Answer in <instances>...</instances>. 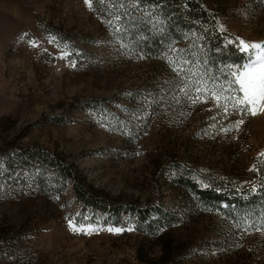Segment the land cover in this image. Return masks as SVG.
<instances>
[{
	"label": "rangeland",
	"instance_id": "374dc122",
	"mask_svg": "<svg viewBox=\"0 0 264 264\" xmlns=\"http://www.w3.org/2000/svg\"><path fill=\"white\" fill-rule=\"evenodd\" d=\"M207 1L224 11L217 18L232 39L264 45L261 0ZM110 15H98L92 0H0V264H155L163 236L185 247L173 264H264V234L234 232L218 212L195 210L152 238L122 209L159 203L182 214L183 189L162 170L173 156L194 172L231 168L246 182L264 152V114L173 103L169 78L121 51ZM161 98L165 106L150 108ZM30 148L72 165L117 217L76 201L68 179L26 160ZM68 220L97 231L75 234Z\"/></svg>",
	"mask_w": 264,
	"mask_h": 264
},
{
	"label": "trees",
	"instance_id": "16d2710c",
	"mask_svg": "<svg viewBox=\"0 0 264 264\" xmlns=\"http://www.w3.org/2000/svg\"><path fill=\"white\" fill-rule=\"evenodd\" d=\"M132 2L144 9L145 17L136 14L129 5ZM92 7L102 17H107V14L113 16L115 24L111 32L119 45L121 41L126 45L121 49L125 56L149 63L154 74L160 71L169 78L166 92L176 93L177 85L182 84L167 63L174 56L169 47L185 50L175 55H187L193 61V65L189 66L193 70H196L194 65L199 61V71L203 73L207 70V79L218 78L219 85L225 88L228 86L227 78L231 77V71L242 66L247 59L240 54L238 42L229 33L224 29L223 32H217V28L221 27L217 18L221 9L217 3L207 0H92ZM113 9H117V15L113 13ZM114 15L119 16L120 20L117 21ZM116 27L121 31H115ZM228 40L234 43L229 44ZM179 100L184 102L187 99L182 95ZM172 102L175 103V99ZM166 103L163 99L162 104L159 100L151 101L148 105L150 108H159ZM129 104H132L131 101ZM84 105L86 108H94L90 101L84 102ZM220 108L219 114L224 108L223 105ZM229 111L237 113L232 106ZM125 127L135 133L141 129L139 125ZM24 154L27 161L37 162L41 166L47 165L55 176L68 179L76 201L101 211L108 210L112 217H117L118 207L115 208L111 201L102 203L93 190L84 184L72 165L35 148L28 149ZM254 167L256 171H251L246 182H241V177L231 168L224 166L220 168V172L214 173L194 172L173 156L163 165L162 170L167 171L165 177L171 188L183 189L179 194L185 201L181 206L182 214L179 215L172 209L164 210L159 203L144 207L128 205L122 209L132 213L137 229L152 238H160V231L177 227L183 216L188 217L195 210L220 213L229 223V227H233L234 232L239 231V228L264 229V158L257 157ZM37 178L38 182L44 181V178ZM254 187L256 192L252 191ZM245 219L251 222L250 227L245 225ZM159 240L160 256L155 264H173L174 256L185 247L178 242L172 246L165 236Z\"/></svg>",
	"mask_w": 264,
	"mask_h": 264
},
{
	"label": "snow or ice",
	"instance_id": "6c2138e0",
	"mask_svg": "<svg viewBox=\"0 0 264 264\" xmlns=\"http://www.w3.org/2000/svg\"><path fill=\"white\" fill-rule=\"evenodd\" d=\"M261 2L264 3V0H261ZM84 4L91 6V0H84ZM115 19L119 21L120 17L116 16ZM115 31L119 32L121 29L116 27ZM217 32H223V28L218 27ZM228 43L233 44L234 42L228 40ZM32 46L35 47L36 45L33 44ZM125 46L123 41H121V47ZM237 47L240 54L246 56L247 59L242 66H238L231 71V77L227 78L228 86L226 88L219 85L218 78L216 80L207 79V70L203 73L199 71V61L194 65L196 70H193L192 67H189L193 65V61L187 55H175L183 53L185 50L169 47V51L174 56L170 57L167 63L172 72L182 82V84L177 85L176 95L173 97L176 103L180 102L179 97L183 95L192 105L207 103L210 100L216 108H220L221 102L224 105H228L231 102L232 108L240 116L250 115L255 117L259 114H264V45L239 40ZM65 55L68 54L62 53L61 58ZM204 63L206 64L207 62L205 61ZM72 66L75 67V61L72 62ZM229 67L231 68L232 66ZM160 103H163V98H161ZM224 115H228L227 107L224 108ZM244 122L243 119L236 121L237 130ZM221 130L226 131V129ZM258 157L264 158V152L259 153ZM250 171H256L255 167L250 169ZM256 190L255 187L252 189L253 192H256ZM244 223L248 227L251 226V222L247 219L244 220ZM68 228L75 234L84 235H90L97 231V228L91 224L77 226L73 220H68ZM106 230L113 234H119L122 231H132L133 229L131 227L123 229L109 226ZM244 230L246 231L247 229L245 228ZM255 230L264 234V229L260 227H256Z\"/></svg>",
	"mask_w": 264,
	"mask_h": 264
}]
</instances>
